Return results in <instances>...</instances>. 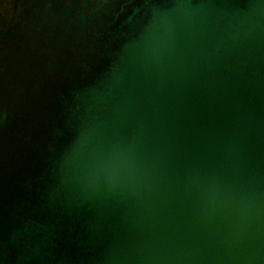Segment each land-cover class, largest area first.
<instances>
[{
  "label": "water",
  "instance_id": "1",
  "mask_svg": "<svg viewBox=\"0 0 264 264\" xmlns=\"http://www.w3.org/2000/svg\"><path fill=\"white\" fill-rule=\"evenodd\" d=\"M0 264H264V0H0Z\"/></svg>",
  "mask_w": 264,
  "mask_h": 264
}]
</instances>
